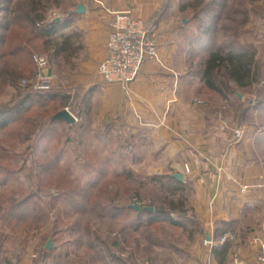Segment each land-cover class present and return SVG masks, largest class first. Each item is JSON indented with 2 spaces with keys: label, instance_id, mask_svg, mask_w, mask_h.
<instances>
[{
  "label": "rangeland",
  "instance_id": "rangeland-1",
  "mask_svg": "<svg viewBox=\"0 0 264 264\" xmlns=\"http://www.w3.org/2000/svg\"><path fill=\"white\" fill-rule=\"evenodd\" d=\"M10 1L0 0V7L21 8L28 0ZM75 2L60 0L59 7L48 2L46 22L65 20ZM196 2L172 0L178 8ZM203 10L190 6L174 16L180 49H188L191 38L200 34ZM217 13L221 18L211 23L207 38L211 46L194 56L184 51L183 73L190 82L184 94L189 95L192 105L211 107L213 120L234 140L236 131L249 132L264 162V0H229ZM2 32L7 41L1 47L7 53L18 45L14 36L26 33L14 26ZM44 41L30 39L26 50L0 60V69L7 65L19 72L14 85L0 79V119L6 123L0 127V264H149L172 257L168 255L185 245L186 235L181 230L157 224L143 226L134 234L132 220L119 208L139 206L136 194L146 205L157 207L165 197L178 201L181 195L173 198L150 183L148 164L134 170L132 160L122 159L120 155L127 152L119 154L120 146L130 141L137 149L145 143L123 133L119 123L102 122L100 102L93 99L83 103V98L99 86L79 83L83 76L78 65L85 58L82 40L78 41L80 51L71 60L57 58L53 47ZM231 43L250 46L257 52L263 81L243 90L230 83L233 93L224 101L203 86L201 72L206 51L213 45ZM36 57L46 59L45 71L50 69L52 75L45 79L42 89L58 97L29 98L16 114L27 95L38 91L34 89L40 85ZM222 81L228 82L224 76L218 83ZM64 109L78 117L74 125L53 124L54 115ZM46 132L51 139L39 143ZM130 166L139 175H119ZM28 198L29 206L11 209ZM184 199L191 202L193 194L185 192ZM50 239L53 248L47 251ZM152 240L160 247H151Z\"/></svg>",
  "mask_w": 264,
  "mask_h": 264
},
{
  "label": "crops",
  "instance_id": "crops-1",
  "mask_svg": "<svg viewBox=\"0 0 264 264\" xmlns=\"http://www.w3.org/2000/svg\"><path fill=\"white\" fill-rule=\"evenodd\" d=\"M80 5L86 12L76 15ZM129 9L154 29L159 56L145 63L130 86H106L98 65L106 57L111 13ZM73 10L65 32L82 40L79 83L99 86L90 96L102 106V122L119 123L123 133L145 143L130 150L134 170L148 164L149 176L180 173L193 191L191 212L179 229L185 245L149 264H262L264 162L249 132L234 140L213 120L211 107L192 105L184 94L190 85L183 73L187 50L176 42L174 20L181 8L172 0H76ZM226 235L235 240L222 244Z\"/></svg>",
  "mask_w": 264,
  "mask_h": 264
},
{
  "label": "trees",
  "instance_id": "trees-1",
  "mask_svg": "<svg viewBox=\"0 0 264 264\" xmlns=\"http://www.w3.org/2000/svg\"><path fill=\"white\" fill-rule=\"evenodd\" d=\"M196 1V5H183L181 7L183 12L190 6L193 10L202 7L204 9V16L200 19V26L198 27L200 34L191 38L192 40L188 44L189 48L186 49V52L190 53L192 56L199 54L201 49L211 46V42L207 39L211 33V23L215 20H220L221 17L218 15L217 11L226 7L229 0ZM48 2L55 3L56 7L60 6V0H28L27 3L21 5V8L10 9L9 7H0V60L12 57L26 50L24 47L28 45L27 42L30 39L32 41L45 40L44 45L49 47L51 45L55 50V56L57 58L71 60V58L78 54L80 51V45L78 43L80 39L79 35L75 32L64 34V32L69 30L72 26V17H74L73 9L75 8V4L71 7L70 14L67 15L65 20L58 23H47L46 13L48 8L46 7V4ZM7 3H11V1L7 0ZM13 26L21 31L25 30L28 35H26V33H24L23 36L15 35L14 38L18 41V45H16L15 48L13 47V50L7 53L6 51L4 52L1 47V45L7 41V35L3 34L2 31H7ZM206 54L207 55L203 58L204 61L202 64V84L208 91L221 97L224 101L228 100V96L233 93L230 83H232L238 90H243L259 85L263 81L261 65L256 59L257 52L250 46H242L237 43H231L227 46L219 47H214L213 45L208 52L206 51ZM18 73V71L10 69L7 65L3 66L0 69V79L7 84L14 85L17 79H19ZM221 76H224L228 82L222 81L218 83ZM44 92L45 89L30 92L18 106L19 109L16 114L20 112L21 108L28 102L29 98L39 97L42 100H54L58 97ZM90 94L91 92L83 98L84 104H89L91 100ZM64 108H66V106H64ZM55 123L63 124L62 122H53V124ZM4 126H6L5 121L0 119V127L3 128ZM49 133L50 132H46L42 135L38 142L42 143L47 140L48 143L51 139ZM131 139H133V137H131ZM132 146L134 145L129 141L127 144L120 146V152L118 153L122 154V151H126L127 153H125L127 155L123 153L120 157L127 161L132 160L133 163L134 160L129 154ZM119 175L132 177L139 174H135V171L130 166L124 167V171L119 173ZM149 182L158 185L162 191H165L173 198L176 195H181V199L176 201L175 199L165 197V200L161 202V206L157 207L154 205H146L140 196L136 194L134 199H136L141 208L140 213L131 209V206L119 208V212L124 214L126 219L132 220L131 225L133 233L136 234L141 231L143 226L152 227L157 224H162L170 229L183 228L182 222L186 221L185 217L191 212L190 201L188 202L184 199L185 192H191L193 194L190 183H188V181L183 183L179 182L170 175L149 176ZM28 201H31V198L18 202L13 205L11 209L17 211L22 206L27 207L29 206ZM151 208L153 211H149ZM226 232L227 230L222 231L221 236L226 234ZM151 247H160V245H158L157 241L152 240Z\"/></svg>",
  "mask_w": 264,
  "mask_h": 264
},
{
  "label": "built area",
  "instance_id": "built-area-1",
  "mask_svg": "<svg viewBox=\"0 0 264 264\" xmlns=\"http://www.w3.org/2000/svg\"><path fill=\"white\" fill-rule=\"evenodd\" d=\"M112 20L107 39V53L105 59L98 65V74L106 86L128 87L136 81L147 61L158 59V41L152 27L134 17V10L112 11ZM40 85L34 89L45 87L42 73L47 69V61L43 57H36ZM199 103V102H198ZM235 138L240 140L244 136L243 130L235 132ZM184 171L190 173L185 165ZM228 240H235L233 235L221 238L222 244ZM259 261L264 264V245Z\"/></svg>",
  "mask_w": 264,
  "mask_h": 264
},
{
  "label": "water",
  "instance_id": "water-1",
  "mask_svg": "<svg viewBox=\"0 0 264 264\" xmlns=\"http://www.w3.org/2000/svg\"><path fill=\"white\" fill-rule=\"evenodd\" d=\"M85 12H86L85 7L83 5H80V6H78L77 10L75 11V14L76 15H82ZM55 22L56 23L60 22V19H57ZM42 77L44 79L51 78L52 75H51L50 69H48L47 71L42 73ZM239 97H241V96L239 95ZM52 122H62V123H65L67 125H74L77 122V119L69 110L64 109L63 111H60L56 115H54V117L52 118ZM173 178H175L179 182L184 181V176L180 173L173 175ZM130 208L137 211L138 213L141 212V208L138 205H132ZM149 211H153V209L151 208V209H149ZM52 248H53V243H52V239H50L46 245V250L51 251Z\"/></svg>",
  "mask_w": 264,
  "mask_h": 264
}]
</instances>
